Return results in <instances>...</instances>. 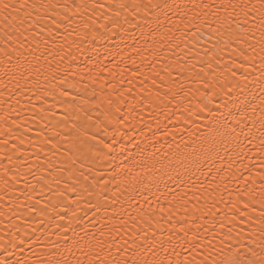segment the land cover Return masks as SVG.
Returning <instances> with one entry per match:
<instances>
[{
    "label": "snow or ice",
    "instance_id": "obj_1",
    "mask_svg": "<svg viewBox=\"0 0 264 264\" xmlns=\"http://www.w3.org/2000/svg\"><path fill=\"white\" fill-rule=\"evenodd\" d=\"M0 264H264V0H0Z\"/></svg>",
    "mask_w": 264,
    "mask_h": 264
},
{
    "label": "bare ground",
    "instance_id": "obj_2",
    "mask_svg": "<svg viewBox=\"0 0 264 264\" xmlns=\"http://www.w3.org/2000/svg\"><path fill=\"white\" fill-rule=\"evenodd\" d=\"M57 112H58V116H59V114H60V113H59V110H57Z\"/></svg>",
    "mask_w": 264,
    "mask_h": 264
}]
</instances>
